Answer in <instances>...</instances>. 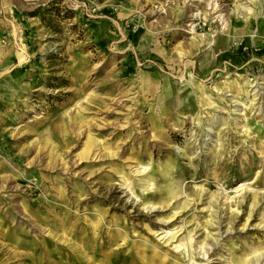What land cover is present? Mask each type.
<instances>
[{"label": "rangeland", "instance_id": "1", "mask_svg": "<svg viewBox=\"0 0 264 264\" xmlns=\"http://www.w3.org/2000/svg\"><path fill=\"white\" fill-rule=\"evenodd\" d=\"M245 263L264 0H0V264Z\"/></svg>", "mask_w": 264, "mask_h": 264}, {"label": "bare ground", "instance_id": "2", "mask_svg": "<svg viewBox=\"0 0 264 264\" xmlns=\"http://www.w3.org/2000/svg\"><path fill=\"white\" fill-rule=\"evenodd\" d=\"M239 10V9H238ZM247 12V11H246ZM194 48H193V53H196V51H198V49H199V47L198 46H196V45H194L193 46ZM192 53V54H193ZM183 55H181L180 57H179V60H182L183 59ZM178 63H181V61L180 62H178ZM141 85L144 87V88H146V90H147V92H156V90L158 89V82H157V80H156V77L155 76H153V77H149V78H146V77H142L141 78ZM144 88H143V90H142V92H145L146 93V91L144 90ZM163 96H160L159 98H158V101H157V104H158V111H160L161 113L163 112V108H162V104H164V103H168V104H170V108L173 110L174 108H175V106H174V104H172V100L169 98L170 97V94L169 93H163L162 94ZM178 100H180L179 98H176L175 100H173V101H178ZM202 101H204V102H207V98H203L202 99ZM188 104H190V103H188ZM172 107H174V108H172ZM137 115V114H136ZM220 118L219 117H215L214 119H212L210 122H209V124L212 126V125H214V124H216L217 122H220ZM208 130H209V128H208ZM242 185V184H241ZM240 185V186H241ZM255 256V255H254ZM261 257H263V255H259V256H257V257H255V259H253L254 260V263L255 262H259V260H260V258ZM247 262V261H246ZM246 264V263H245ZM253 264V263H252Z\"/></svg>", "mask_w": 264, "mask_h": 264}]
</instances>
